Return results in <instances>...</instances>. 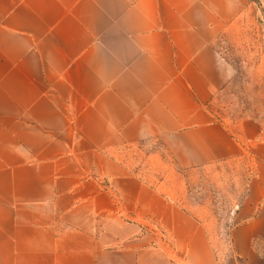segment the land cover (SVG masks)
Listing matches in <instances>:
<instances>
[{
    "label": "crops",
    "instance_id": "crops-1",
    "mask_svg": "<svg viewBox=\"0 0 264 264\" xmlns=\"http://www.w3.org/2000/svg\"><path fill=\"white\" fill-rule=\"evenodd\" d=\"M248 3L0 0V264H222L121 161L152 138L182 168L248 167L225 264H264V119L215 110L218 37Z\"/></svg>",
    "mask_w": 264,
    "mask_h": 264
},
{
    "label": "rangeland",
    "instance_id": "rangeland-1",
    "mask_svg": "<svg viewBox=\"0 0 264 264\" xmlns=\"http://www.w3.org/2000/svg\"><path fill=\"white\" fill-rule=\"evenodd\" d=\"M217 46L233 71L227 86L216 96L218 118L264 119V0H249L219 35ZM120 159L175 208L198 220L208 232L218 262L232 260L230 233L246 196L250 176L247 166L222 162L182 168L157 138L122 148ZM145 226L154 232L157 244L170 242L156 222Z\"/></svg>",
    "mask_w": 264,
    "mask_h": 264
}]
</instances>
